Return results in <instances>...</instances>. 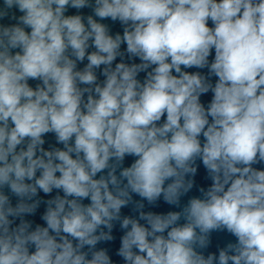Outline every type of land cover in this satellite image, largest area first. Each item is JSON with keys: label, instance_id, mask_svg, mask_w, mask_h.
Wrapping results in <instances>:
<instances>
[{"label": "clouds", "instance_id": "1", "mask_svg": "<svg viewBox=\"0 0 264 264\" xmlns=\"http://www.w3.org/2000/svg\"><path fill=\"white\" fill-rule=\"evenodd\" d=\"M0 264H264V0H0Z\"/></svg>", "mask_w": 264, "mask_h": 264}]
</instances>
